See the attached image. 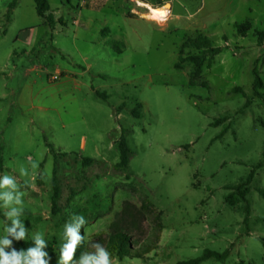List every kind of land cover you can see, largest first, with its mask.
<instances>
[{
	"label": "rangeland",
	"instance_id": "374dc122",
	"mask_svg": "<svg viewBox=\"0 0 264 264\" xmlns=\"http://www.w3.org/2000/svg\"><path fill=\"white\" fill-rule=\"evenodd\" d=\"M48 1L54 26L34 0H0V176L21 185L26 240L39 233L54 243L57 264L76 214L87 220L86 251L107 248L116 232L134 251L155 249L113 264H178L207 251L227 255L201 264H264V0H166L165 25L129 14V0ZM205 18L219 54L183 47ZM246 22L243 37L234 25ZM123 134L133 154L117 170ZM252 172L246 201L229 203Z\"/></svg>",
	"mask_w": 264,
	"mask_h": 264
},
{
	"label": "clouds",
	"instance_id": "9594fccd",
	"mask_svg": "<svg viewBox=\"0 0 264 264\" xmlns=\"http://www.w3.org/2000/svg\"><path fill=\"white\" fill-rule=\"evenodd\" d=\"M165 6L159 11L163 13V18H167V8ZM37 164L32 163L31 168L35 169ZM21 177H29V169L20 167ZM24 185L31 187L29 180L25 179ZM23 195L21 185L16 177L4 174L0 176V206L4 211L6 221L5 235L0 237V264H49L50 257L45 251L47 242L41 234L36 233L33 237L34 246L26 250H16L13 247V240L21 241L27 239V230L20 219L23 214ZM87 224L83 215H72L65 223L63 240L65 241L59 251L57 264H113L112 254L101 243H92L93 251L81 253L76 259L78 247L84 243L85 236L81 235V229ZM10 249V250H9Z\"/></svg>",
	"mask_w": 264,
	"mask_h": 264
},
{
	"label": "trees",
	"instance_id": "16d2710c",
	"mask_svg": "<svg viewBox=\"0 0 264 264\" xmlns=\"http://www.w3.org/2000/svg\"><path fill=\"white\" fill-rule=\"evenodd\" d=\"M36 4V11L39 17L43 18L46 22V24L54 25L53 19L51 15H49L51 11L50 3L48 0H34ZM12 6V5H10ZM252 24L250 22H246L242 25H236V29L239 35L246 36L252 29ZM264 40V32H261L259 35V44H262ZM184 48H192L200 53H215L219 54L221 52L220 48H213L212 42L208 37H205L204 35H199L196 39H191L187 41V43L184 44ZM184 61V59H182ZM189 61L195 63L197 67V73L198 75H201L202 72V58L198 56H193L188 59ZM180 65H177V68H179ZM255 76L256 81L254 88L256 90V95L259 97L262 96L258 90L263 88L262 80L260 79L257 70H255ZM119 150L121 155L120 163L116 165L117 170L127 169L129 166V162L131 159V156L133 154L132 150L130 149L127 139L125 138V135H122L120 144H119ZM95 162L94 159L86 158L83 160V163L85 165H90ZM254 179V172H252L249 176V178L244 182L243 184L236 187V192L239 195V198H233V195H230L227 197V201L231 203L232 205L239 204L241 201H246V195L248 194V187L252 183ZM53 188H54V195H53V201H52V213L57 214L60 212L59 208V200L61 198V190L59 189L57 178L54 176L53 178ZM264 195V194H263ZM131 239L127 236L124 232H116L114 233L107 245V250L112 254V258H119L123 260L124 258L133 257V258H143L147 254H150L155 249L150 245L146 246L143 249H139V251H134L131 246ZM21 247L23 250H26L29 247L34 246L33 239L31 240H21L20 241ZM45 251L48 253V256L51 257L54 254L55 246L52 242H47V247L45 248ZM86 251V242L84 240V243H82L77 251H76V259H79V256L81 253ZM227 254L220 255L215 252H209L207 251L205 255L202 258H198L195 260H190L186 262H181L178 264H201L204 260L211 259V258H217V259H223Z\"/></svg>",
	"mask_w": 264,
	"mask_h": 264
},
{
	"label": "crops",
	"instance_id": "0c3cea01",
	"mask_svg": "<svg viewBox=\"0 0 264 264\" xmlns=\"http://www.w3.org/2000/svg\"><path fill=\"white\" fill-rule=\"evenodd\" d=\"M133 0H129L130 4L133 5V7H131L129 14H134L137 13L135 16H139L140 18H143L144 20H147L149 22H153V23H157L158 25H161V21L158 19H155L154 16H152V12L153 10H157V9H162V7L170 4V8H169V15L166 18L167 20L164 21V25L169 21L171 15H172V6L173 3L172 1H167L166 0H136L135 3H132ZM217 2H220L218 4H221L223 0H216ZM106 3H84L81 5V7L83 8H91L93 7L94 9H98V10H102L103 8H105ZM51 7V6H50ZM12 10H15L14 8ZM214 13V12H213ZM54 15L52 14L51 17L53 19V24L55 25V17H53ZM78 17L80 16V14L77 15ZM41 18V17H40ZM43 19V18H42ZM209 18H205L203 21H201L195 28L194 31H199L197 32V34L199 33V35H203L204 31L207 29L208 25L206 24V21ZM44 20V19H43ZM45 21V20H44ZM80 21L81 20H77V22H75L77 24V26L80 25ZM93 20L90 19V22H92ZM59 22V21H58ZM108 19L105 18L103 23H107ZM46 24V22H45ZM53 25V26H54ZM237 24H235L234 26L236 27ZM104 28H106V26H104ZM197 29V30H196ZM244 37V36H243ZM226 43H228V40L226 41ZM82 150L85 149V143L82 144L81 147Z\"/></svg>",
	"mask_w": 264,
	"mask_h": 264
},
{
	"label": "bare ground",
	"instance_id": "6f19581e",
	"mask_svg": "<svg viewBox=\"0 0 264 264\" xmlns=\"http://www.w3.org/2000/svg\"><path fill=\"white\" fill-rule=\"evenodd\" d=\"M164 8V7H163ZM162 8V9H163ZM160 9H157V10H153V12H152V16H154L155 17V19H158V20H160L161 22H164V21H166L167 19H165V18H163L161 15H160V11H159ZM168 15H169V9H167V17H168Z\"/></svg>",
	"mask_w": 264,
	"mask_h": 264
},
{
	"label": "snow or ice",
	"instance_id": "6c2138e0",
	"mask_svg": "<svg viewBox=\"0 0 264 264\" xmlns=\"http://www.w3.org/2000/svg\"><path fill=\"white\" fill-rule=\"evenodd\" d=\"M161 16H163V13H160Z\"/></svg>",
	"mask_w": 264,
	"mask_h": 264
}]
</instances>
